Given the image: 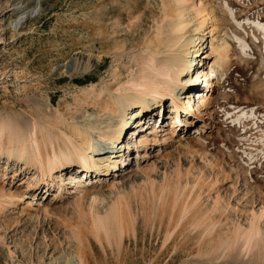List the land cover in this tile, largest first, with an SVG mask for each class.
Instances as JSON below:
<instances>
[{
    "label": "rangeland",
    "instance_id": "1",
    "mask_svg": "<svg viewBox=\"0 0 264 264\" xmlns=\"http://www.w3.org/2000/svg\"><path fill=\"white\" fill-rule=\"evenodd\" d=\"M178 6L207 8L228 43L220 80L192 90L209 101L172 124L165 97L107 173L38 164L35 149H72L78 128L98 140L116 125L111 103L162 63L148 45L176 41ZM114 207L111 223L129 220L122 234L100 224ZM0 264H264V0H0Z\"/></svg>",
    "mask_w": 264,
    "mask_h": 264
},
{
    "label": "bare ground",
    "instance_id": "2",
    "mask_svg": "<svg viewBox=\"0 0 264 264\" xmlns=\"http://www.w3.org/2000/svg\"><path fill=\"white\" fill-rule=\"evenodd\" d=\"M178 1L181 2L184 0H177V2ZM31 11L32 10H29V12ZM177 11L178 14L172 15L173 17L167 26V32H170L171 35H175V33L179 32L177 38H173L176 39V41L172 42L166 40L167 38H157V40L155 39L156 41H153L152 45H148L153 58L160 57L161 55L166 56L163 58V61H160L162 63L160 65H154L151 72L144 71L145 73L143 75L132 82L134 86V89L132 87L133 90L129 88L131 91L127 90L129 92L120 93V95L115 97L114 101L111 103V110L114 113H117L118 117L116 125L109 122L107 126L108 129L100 130L98 140L87 137L86 133H83V131L78 128V134H83L85 137L81 144H79L80 146H74L72 149H52L49 153L45 154L41 149L39 150L37 148L35 149V152H33V155L34 157H37L38 164L41 165L45 163V168L48 167L49 169H54L63 164L76 163L86 169L95 170L98 173H107L110 169L117 168L119 162L122 161L124 156L122 153L123 148L126 146L124 143V137L127 135V131H129V129H134V127L139 128V120L145 117V114L150 112L158 104L161 108V101L165 97L170 100V107L173 111L172 124L175 122L181 123V120H183L181 117V111H184L187 114H195L196 106H199V103L203 104L206 102V99L209 101V98L206 97L209 92L206 93L202 88L199 90L195 89L199 94L198 101H196L192 90L198 85L202 84L209 86L220 80L221 76L218 77V74L222 75L225 71V66L227 65L226 68H228L231 64L230 62H232L229 53H227L228 43L223 38V34L221 33L222 29L218 24L217 17H215L214 14H210L207 8L197 7L195 11L196 15L194 16L187 8H181L178 6L176 8V12ZM26 13L27 11H24L19 14V16L12 22L14 26L22 22ZM197 15H199V20L201 19L198 26L193 30L186 31L191 22L196 20ZM208 26L209 31L206 32L205 29ZM188 33L189 35L185 38ZM207 33L210 38L209 44L211 51L215 53V59L211 63L208 62L209 65L207 67H204L203 63L205 62L202 61L203 59L200 58V55L203 52L202 45L205 40L204 35ZM187 74H189L188 77ZM212 76L215 78L213 79ZM180 94H183L185 99H181L182 95L180 96ZM174 118H176V120H174ZM173 126L174 125H172V131L174 130ZM157 127L154 126L153 128L155 129L152 127L148 129L149 133L154 134L157 133V131H160ZM132 132L135 134L137 131L134 129ZM140 136L144 138L145 134H139L137 136L135 134V136L132 135V138H135L136 140ZM142 138L139 140V143L145 141ZM107 150L111 151L104 154ZM16 156L21 158L24 155H22L21 150H19ZM80 182V180L77 182L75 181L78 191H80L83 186V184H81V186L78 185ZM116 210V207L111 209L109 212L110 214L107 215L105 220L103 218L104 221H100V224L102 225L104 223L102 225L104 226L109 222L111 223V221L117 217ZM114 221L119 222L120 220ZM111 224H115V227L112 228L116 230V233L125 230V227L123 229L120 228L123 223L120 226V223L118 224L120 229L117 228L118 226L116 223ZM125 224H123V226ZM106 227L108 228V226H105V228ZM109 228L108 230H111V228ZM254 231L258 232L259 230L255 228ZM255 232L245 233L244 241L246 240L247 245L248 242L249 244L252 243L254 238L258 235L255 234ZM122 233L123 232H121V234Z\"/></svg>",
    "mask_w": 264,
    "mask_h": 264
},
{
    "label": "trees",
    "instance_id": "3",
    "mask_svg": "<svg viewBox=\"0 0 264 264\" xmlns=\"http://www.w3.org/2000/svg\"><path fill=\"white\" fill-rule=\"evenodd\" d=\"M87 79H89V77L87 75H85L82 79L76 78L75 81L76 82H83V81H87Z\"/></svg>",
    "mask_w": 264,
    "mask_h": 264
}]
</instances>
